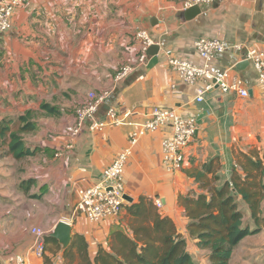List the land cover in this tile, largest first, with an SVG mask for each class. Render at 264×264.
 Here are the masks:
<instances>
[{
  "label": "crops",
  "instance_id": "0c3cea01",
  "mask_svg": "<svg viewBox=\"0 0 264 264\" xmlns=\"http://www.w3.org/2000/svg\"><path fill=\"white\" fill-rule=\"evenodd\" d=\"M183 1L28 0L14 10L10 28L0 34V122L9 126L3 134L0 130V264H8L15 255L44 264L43 256L31 251V228L48 235L60 220L71 225L72 239L84 237L93 257L113 229L127 226V207L142 197L172 220L196 264L209 263V251L197 248L187 231L188 218L179 198L203 192V182L221 185L239 153L264 157V90L252 64L244 59L247 48L264 50V0H214L199 6L200 12L190 19L181 10ZM139 29H146L159 47L155 62L148 55L146 64H137ZM200 36L224 42L225 50L213 59L211 70L215 75L227 71L228 81L241 79L248 97L214 87L203 93L202 101L195 100L202 81L183 82L167 57L200 62L193 45ZM241 61L247 63L239 66ZM123 65L133 69L115 81ZM104 90L110 94L99 106L98 118L109 107L137 112L128 122L99 131L86 122L78 135L71 136L65 128L74 122V109L88 100V93ZM42 103L54 106L59 114H42ZM155 105L196 121L181 168L167 170L162 163L161 141L170 134L168 126L142 130L122 173L124 194L132 200L125 201L115 217L89 221L76 210L78 190L101 178L127 146L130 133L143 124L145 110ZM28 110L36 114V128L22 140L37 151L17 159L9 150L10 133ZM67 144L71 148L63 149ZM216 174L218 181L213 180ZM261 210L264 215V199ZM244 215L248 219L247 211ZM51 245L45 243L44 255L62 264V248L53 253ZM228 264H264V222L258 232L238 242Z\"/></svg>",
  "mask_w": 264,
  "mask_h": 264
},
{
  "label": "trees",
  "instance_id": "16d2710c",
  "mask_svg": "<svg viewBox=\"0 0 264 264\" xmlns=\"http://www.w3.org/2000/svg\"><path fill=\"white\" fill-rule=\"evenodd\" d=\"M39 110L44 115L57 116L59 111L49 103ZM33 111L17 118L19 127L10 133L9 150L15 158L33 155L37 148L24 146L22 135L36 128ZM7 123L0 122V130L7 131ZM234 169L221 185L200 184L203 192L196 196H182L179 203L188 218L187 231L199 249L209 251L208 264H228L233 248L246 235L256 233L264 222L261 202L264 199V157L252 158L239 153ZM210 162L206 167L211 170ZM218 181L219 176L213 175ZM127 226L113 229L106 245L99 244L93 257L88 253L82 235H74L70 245L61 249L57 240L46 235L45 243L61 249L62 264H196L186 250L185 239L176 231L174 223L162 216L153 202L142 197L127 207ZM248 212V219L244 213ZM251 222L253 225H251ZM44 264H55L43 254Z\"/></svg>",
  "mask_w": 264,
  "mask_h": 264
},
{
  "label": "built area",
  "instance_id": "2783aa9c",
  "mask_svg": "<svg viewBox=\"0 0 264 264\" xmlns=\"http://www.w3.org/2000/svg\"><path fill=\"white\" fill-rule=\"evenodd\" d=\"M28 0H0V34L5 33L11 26V17L14 10L26 3ZM214 0H184L181 10L184 11L192 6L208 5ZM135 36L140 40V49L137 56V64L144 65L147 62L148 47L154 43L146 29H139ZM195 52L200 62L180 56H168L167 61L170 68L185 83L193 84L200 80L203 86L196 90L195 100L202 101L203 93L214 87L223 93L234 92L240 97H248L249 93L241 79L234 77L228 81L227 71L219 75L213 74L211 64L213 59L225 50L224 42L217 37L200 36L195 39ZM240 49V45H236ZM244 59L250 62L256 71L257 82L264 90V50L254 47L247 48ZM133 69L132 65H123L114 75V80L119 81ZM110 91L88 93V100L74 109V122L66 126L65 130L76 136L80 133L84 124L88 122L93 130H102L105 126H119L128 122L129 118L137 112L135 108L109 107L103 118H98L96 112L99 106L109 97ZM163 126L170 128V134L161 141L162 163L167 170L180 169L184 162V149L192 141L196 133V121L192 116H184L176 110L163 106H150L144 112V121L139 129L133 130L128 138V144L104 168L101 178L78 190V202L76 210L80 211L92 222L117 216L125 200L123 199L124 188L122 184V173L125 162L137 143L142 130L156 131ZM71 148L67 144L63 149ZM63 149L58 150L55 155L59 156ZM156 205L160 206L159 200ZM31 233L34 240L31 251L41 257L45 249L46 232L39 227H32ZM8 264H31L24 256L15 255Z\"/></svg>",
  "mask_w": 264,
  "mask_h": 264
},
{
  "label": "water",
  "instance_id": "95a60500",
  "mask_svg": "<svg viewBox=\"0 0 264 264\" xmlns=\"http://www.w3.org/2000/svg\"><path fill=\"white\" fill-rule=\"evenodd\" d=\"M200 12V7L198 5L192 6L186 10H184V16L186 19H190L194 17L196 14ZM159 47L155 44H151L147 49V54L153 58L152 62H155L156 60V54L158 52ZM247 61V60H246ZM246 61H241L239 63L240 65H243L244 63H247ZM123 199L125 201L130 202L132 199L126 194H123ZM49 237L54 238L58 241V243L61 245L62 249L67 248L72 239L71 235V225L67 223L66 221L60 220L56 223L54 229L52 232L48 234Z\"/></svg>",
  "mask_w": 264,
  "mask_h": 264
},
{
  "label": "rangeland",
  "instance_id": "374dc122",
  "mask_svg": "<svg viewBox=\"0 0 264 264\" xmlns=\"http://www.w3.org/2000/svg\"><path fill=\"white\" fill-rule=\"evenodd\" d=\"M106 110H105L104 114L106 113ZM50 247H51V249H56L53 245H51ZM57 252H58V250H57Z\"/></svg>",
  "mask_w": 264,
  "mask_h": 264
}]
</instances>
